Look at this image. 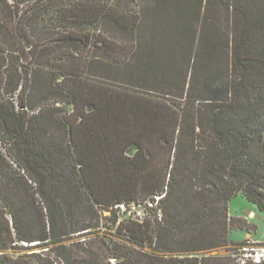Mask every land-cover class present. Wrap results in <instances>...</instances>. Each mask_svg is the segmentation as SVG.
Returning a JSON list of instances; mask_svg holds the SVG:
<instances>
[{
    "label": "trees",
    "instance_id": "1",
    "mask_svg": "<svg viewBox=\"0 0 264 264\" xmlns=\"http://www.w3.org/2000/svg\"><path fill=\"white\" fill-rule=\"evenodd\" d=\"M240 194L264 212V0H0V264H215ZM105 212L126 240L68 246Z\"/></svg>",
    "mask_w": 264,
    "mask_h": 264
},
{
    "label": "rangeland",
    "instance_id": "2",
    "mask_svg": "<svg viewBox=\"0 0 264 264\" xmlns=\"http://www.w3.org/2000/svg\"><path fill=\"white\" fill-rule=\"evenodd\" d=\"M137 4H139V1ZM138 210L141 212L145 211V213L147 211L144 205L131 208L132 212ZM228 213L230 218L237 219L235 221L236 225L229 228V244L225 247L217 248L206 255L222 258V261H212L215 264H236L238 262L243 264V260L248 259L247 257H249L252 248L257 249L259 247H264V212H260L256 205L249 202L240 194L229 203ZM109 216V212L103 213L100 228L95 229V231L92 232L93 234L80 239V236H78L79 233L73 235V237L68 241V246H74L72 248L76 249L77 244H81L78 242L89 240L90 238L92 241H95V239L99 240L104 238L109 244L116 241L119 243L126 240L127 237L124 235V233L117 229L118 223L113 224L111 220L107 219ZM78 218L80 220L88 219L86 217L83 218V213H79ZM128 219L133 220V217L128 213H122L119 215L120 222ZM239 243H247L246 246L248 248L242 249L241 246L238 245ZM40 251L41 250L39 248L34 247L33 249L29 248L27 250H8L7 253L14 259L19 258L23 262L29 261L30 264H38L36 258L30 257L29 254L38 253ZM199 255L200 257L203 256L201 253ZM226 258H230L232 261L227 263L224 261ZM249 258L251 259V257Z\"/></svg>",
    "mask_w": 264,
    "mask_h": 264
},
{
    "label": "built area",
    "instance_id": "3",
    "mask_svg": "<svg viewBox=\"0 0 264 264\" xmlns=\"http://www.w3.org/2000/svg\"><path fill=\"white\" fill-rule=\"evenodd\" d=\"M159 200V198H157ZM136 205L131 206L128 208L125 204L118 205L117 208L120 209L121 213H128L130 216H132L135 220L137 221H143L144 218L146 217L145 211L141 212L140 210L132 212L131 208L135 207ZM246 249V248H245ZM249 257L255 262V263H260L264 260V247H259L257 249L252 248L251 253L249 254ZM247 257L248 259H250Z\"/></svg>",
    "mask_w": 264,
    "mask_h": 264
}]
</instances>
